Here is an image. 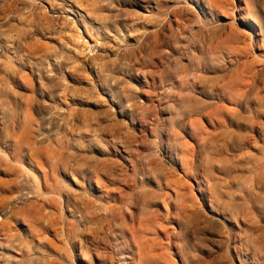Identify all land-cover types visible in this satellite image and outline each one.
<instances>
[{
	"label": "rangeland",
	"instance_id": "374dc122",
	"mask_svg": "<svg viewBox=\"0 0 264 264\" xmlns=\"http://www.w3.org/2000/svg\"><path fill=\"white\" fill-rule=\"evenodd\" d=\"M16 134L29 143L15 155L0 139V177L34 179L27 201H55L42 244L16 223L8 264L52 249L81 264L68 222L90 264H125L130 236L141 264H264V0H0V135ZM95 159L103 186L89 192ZM14 185L5 205L28 191ZM83 195L98 217L83 216Z\"/></svg>",
	"mask_w": 264,
	"mask_h": 264
},
{
	"label": "bare ground",
	"instance_id": "6f19581e",
	"mask_svg": "<svg viewBox=\"0 0 264 264\" xmlns=\"http://www.w3.org/2000/svg\"><path fill=\"white\" fill-rule=\"evenodd\" d=\"M141 8L146 9L144 6H141ZM236 9L238 10V14H239L238 19L241 20L243 22V24H245V26H249L252 29L254 27V24H253V22L250 21L248 14L244 13V9L241 7L237 6ZM208 12L211 14L210 10ZM230 21H232V20H230ZM230 21H228V23ZM235 30H237V29H235ZM88 92L90 93V91H88V90L87 91L78 90V91L74 92V95L77 96V100L79 101V104H81V105L85 104V101H84L85 98H89V99L91 98L92 99L91 96H86ZM0 139L8 140L12 143V150H13L15 155H17L19 151H21V152L23 151V149H24L23 144L24 143L25 144L29 143V135L28 134L0 135ZM31 154L34 155L33 152H31ZM181 161L183 162V160H181ZM102 164H105V163H103V160L95 159L93 164L88 167V169L86 171V174H87V176H86L87 191L91 192L92 190H94V188H96L97 190L98 189L100 190L101 186H103L102 181L97 177V174L94 173L96 171V169L98 167H100ZM0 167H1V163H0ZM5 169H7L5 172H7L9 170L12 171V167H9V166L6 167ZM13 170H14L13 175H16V168L15 169L13 168ZM18 172H19V170H18ZM21 172H24V173H22V175L25 178L27 176L26 174L29 173L28 170L26 169V167H24V166L22 167ZM18 177H19L18 174L16 175V178L13 177L12 180L9 178L6 179V178L0 177V192L7 190L6 188H9V189L12 188L13 189V187L15 186L14 184H16V183L19 184V186L23 189H25V186H27V188H28L27 192H25V193L22 192L21 194H19L18 198L16 199V203H14L13 206L5 205L4 202L1 201L2 198L0 199V264H8L9 260L3 259V258H1V256L4 254H8L7 251L11 250L10 246H13V241L18 240V243L21 244V240H19L17 238L13 239L15 233H12V231H11L12 229L15 228L16 223H20L22 226L23 225L27 226L26 228L28 230H30V232L34 233L39 238V240L41 241L38 243L42 244L43 238L40 236L43 233V229L46 228L43 226L42 222H44V223L47 222L45 220V217L43 216L42 211L45 208V206L47 205V203L55 201V199L52 196L51 197L49 196V198H43L41 201H27V198L31 197V195L34 194L35 191H38L39 186L36 183V180H34V179H31V181H30V179L29 180L23 179V181H22V180H18ZM51 178H54L53 179L54 183L48 184L47 173H44L45 186L47 189L50 188V192H53V189H54L53 186L54 187L57 186V181H56L53 173L51 174ZM100 201L101 200L98 199V203H100ZM76 202H77V206L81 208V213L83 214V216L88 218V219H93L95 217L92 214H96L98 217L100 215L101 211L104 210V209H102L103 206H100L99 204H97V200H94V201L90 200L85 195L77 198ZM37 203H41V204H37ZM30 211H34V212L37 211L39 213L35 214L36 216L34 217V219L33 218L28 219L27 215H29ZM71 217H72V215H71ZM199 218L200 217H198V219H197L196 225H199L200 223L210 224V225H213V224L214 225H222L221 217H215L213 219L205 218V219H202L201 221L199 220ZM74 219L76 220V218H74ZM77 221L79 222V219H77ZM213 222H215V223H213ZM50 223L49 224L51 225V227L54 228L53 221H51ZM74 223L75 222L66 223L65 226L62 227L61 233L63 235H67L70 237L71 236H73V237L79 236L80 240H78V241L75 240V238H72L73 245L75 244L74 245L75 246L74 247L75 258H77V260H79V261H80V259H82L81 264H90L88 262V258L91 257V255H89L90 251L89 250H85L84 252L82 251V248H83L82 239L85 238V236L82 237V235H84L85 232L79 228L76 230H73L72 226L75 225ZM128 238H129V248L131 250L129 251V254L127 256L124 255L121 257V261H124L125 264H131V263L141 264V262L143 260V250L141 249V244L139 241H137V239L134 236H130ZM142 248H144V247H142ZM49 251H52L53 253L50 254L48 252L46 254V256L48 258H41L40 260L37 259L36 264H60L59 262L61 261V258L59 256V254L57 253V251L54 249L49 250ZM132 253H133L134 257H131ZM19 256H20V260L17 264H26V262L23 263L22 261L26 258V256L29 257L30 255H29L27 250H22V252L19 253ZM86 256H88V258H86ZM171 258H172V260L169 261L170 264H179L176 261V255H174V254L171 255ZM32 262H35V261L28 260L27 264H32ZM100 264H108V263L105 260H102Z\"/></svg>",
	"mask_w": 264,
	"mask_h": 264
}]
</instances>
